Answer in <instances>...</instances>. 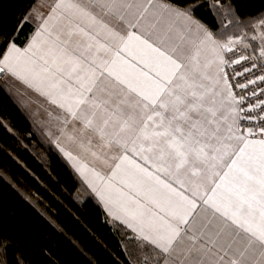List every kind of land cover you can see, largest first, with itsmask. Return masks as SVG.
I'll use <instances>...</instances> for the list:
<instances>
[{"label": "snow or ice", "instance_id": "6c2138e0", "mask_svg": "<svg viewBox=\"0 0 264 264\" xmlns=\"http://www.w3.org/2000/svg\"><path fill=\"white\" fill-rule=\"evenodd\" d=\"M154 6L56 0L47 17L23 10L12 32L0 31V73L65 114L61 136L99 168L59 137L56 147L85 196L150 253L139 264H264V86L237 94L225 71L252 61L233 76L261 74L235 88L264 85V47L226 60L243 37L217 39L194 17L202 4H161L149 20ZM25 25L33 30L21 46ZM200 209L221 226H199Z\"/></svg>", "mask_w": 264, "mask_h": 264}, {"label": "trees", "instance_id": "16d2710c", "mask_svg": "<svg viewBox=\"0 0 264 264\" xmlns=\"http://www.w3.org/2000/svg\"><path fill=\"white\" fill-rule=\"evenodd\" d=\"M37 1L0 0V31L12 32L18 13ZM166 1L202 4L194 15L223 39L252 33L264 19V0ZM32 30L25 25L17 42ZM5 47L0 43V54ZM86 191L0 75V264H132L98 198Z\"/></svg>", "mask_w": 264, "mask_h": 264}, {"label": "crops", "instance_id": "0c3cea01", "mask_svg": "<svg viewBox=\"0 0 264 264\" xmlns=\"http://www.w3.org/2000/svg\"><path fill=\"white\" fill-rule=\"evenodd\" d=\"M55 3L56 0H38L33 8L37 14H42L43 17H47ZM161 4L173 3L166 0H154L155 6L149 10V20L153 18V13L162 14V10L159 8V5ZM194 17L198 19L202 24L207 26L208 29L213 32L214 36L217 39L224 40L223 38H220L216 34V32L212 30L205 22L197 18L195 15ZM260 21L261 20L255 23L256 32L253 36L257 39L260 38L264 28V25H261ZM36 23H39V20H37ZM20 39H22L21 36ZM17 43L23 46V44L19 42ZM2 78L7 88L13 93V95L17 98V100L21 103V105L26 109V111L31 115V117L41 127V129L53 143L56 144V139L59 137L62 144H64L66 147H70V150H73L75 154H79L86 163H89V165H95L99 168V164L93 161V158L90 156V154L79 152L78 149H75L68 144L65 137L61 136V129L65 128V125L63 123V117L65 114L61 109H59L55 105L50 104L44 96L33 91L31 88H28L21 81L15 79L11 75L3 73ZM71 127V125H68L66 131L70 132ZM93 143L96 144L98 143V141L94 140ZM103 171L105 172V174L107 173V169H103ZM108 219L119 234L123 248L132 264H139V261L143 255L150 254L147 252H141L135 247V241H130L127 239V237H130L133 234L130 229H128L119 221L112 220L110 217H108ZM209 222H211L212 225L221 226V221L218 217H213L211 210L200 209L199 216L197 217L198 225L203 226L205 224H208ZM233 235L234 234L230 229L225 230V238H232ZM236 239L238 241V244H242V236Z\"/></svg>", "mask_w": 264, "mask_h": 264}, {"label": "built area", "instance_id": "2783aa9c", "mask_svg": "<svg viewBox=\"0 0 264 264\" xmlns=\"http://www.w3.org/2000/svg\"><path fill=\"white\" fill-rule=\"evenodd\" d=\"M258 53L253 52L248 48H245L243 45V42H240L233 47V50L231 52H225L224 57L226 60L231 61V60L239 59L240 55L250 56V55L256 54L258 56ZM256 63L259 66L261 64H264V61L257 59ZM251 64H252V61H241L240 64H230L225 67V71L228 73L229 81L233 84V90L237 92V94H240L242 92L246 94L253 89H259L261 86H264L260 82H258L256 85H249L248 89L241 90V89L235 88L236 83H246L248 79L253 78L255 75L261 74L257 68V69H253L251 73H245L243 76H235V77L233 76L234 72H240L243 70L244 67H251ZM248 99L254 100V98L252 97H249ZM247 102L248 101L245 102V105H244L245 107L247 106ZM241 124L243 127L252 126L248 122H245V121H242Z\"/></svg>", "mask_w": 264, "mask_h": 264}, {"label": "rangeland", "instance_id": "374dc122", "mask_svg": "<svg viewBox=\"0 0 264 264\" xmlns=\"http://www.w3.org/2000/svg\"><path fill=\"white\" fill-rule=\"evenodd\" d=\"M227 20V22H229V20L228 19H226ZM260 20H262V19H260ZM257 21H259V20H257ZM256 21V22H257ZM255 22V23H256ZM255 23H254V32H243L242 34H240V35H238V36H227L226 38H224V40L223 41H226L229 37H231V38H233V39H236V38H238V37H243V39L241 40V42H243V45H245V44H247V45H249V47H247L248 49H250L251 51H253V52H259V49L261 48V47H264V28H263V32H262V34H261V36H260V38L259 39H257V38H255L253 35L255 34V32H256V29H255ZM261 41V42H260ZM3 75V74H2ZM1 75V76H2ZM90 166H93L92 164L90 165ZM82 180H83V178H82ZM84 181V180H83ZM85 182V181H84ZM86 183V182H85Z\"/></svg>", "mask_w": 264, "mask_h": 264}, {"label": "water", "instance_id": "95a60500", "mask_svg": "<svg viewBox=\"0 0 264 264\" xmlns=\"http://www.w3.org/2000/svg\"><path fill=\"white\" fill-rule=\"evenodd\" d=\"M3 73H0V75H2Z\"/></svg>", "mask_w": 264, "mask_h": 264}]
</instances>
